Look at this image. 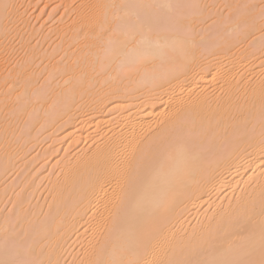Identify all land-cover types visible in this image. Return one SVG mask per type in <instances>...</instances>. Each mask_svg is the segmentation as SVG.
<instances>
[{"label":"bare ground","instance_id":"6f19581e","mask_svg":"<svg viewBox=\"0 0 264 264\" xmlns=\"http://www.w3.org/2000/svg\"><path fill=\"white\" fill-rule=\"evenodd\" d=\"M203 2L80 0L45 82L0 63V264H264V33Z\"/></svg>","mask_w":264,"mask_h":264},{"label":"rangeland","instance_id":"374dc122","mask_svg":"<svg viewBox=\"0 0 264 264\" xmlns=\"http://www.w3.org/2000/svg\"><path fill=\"white\" fill-rule=\"evenodd\" d=\"M15 4H19L20 2L22 3L23 7L25 6L24 4H29L32 2L25 3V0H15ZM29 1V0H28ZM39 2L35 3L34 2ZM80 0H34L33 4H29L26 12L28 10L29 16L30 17V22H32V27H33V32L30 31L31 38H27L26 42L25 39H23V35L21 31H18L17 28L15 27L16 25H13L15 29L11 26L12 32L8 35V41L3 45L6 50H3L0 52V63L4 64V72L6 71L7 68H11L14 66L16 63H20V60H22L25 56L28 57L29 53L26 52L28 46H33L37 48L38 54H36L35 58V64H33L32 67L35 68L36 71H38V84L40 85L42 82H45V79L48 74V68L43 69L44 67L47 66L49 63V60L46 57L47 54L43 55V52L46 50V52L50 53L54 49H58L57 52H59V49L62 48V43L63 40L60 38L58 35L55 33L61 28V26L64 27L70 20L73 19L74 17V8L78 4ZM244 0H204L202 3L204 9H203V17L204 20L203 22H198L196 24V28L200 31L203 32V29L207 28L209 25L215 23L217 20H222L227 22V26L230 25L228 23L231 21V17L234 13V11L237 8H249V12H247L248 15H250L251 18L254 17V15L257 16V20L255 21L256 28L255 31L252 32L254 33H264V14L260 15V13L264 12V0H251L247 4H242L241 2ZM239 4L238 7L234 8V3ZM22 7V8H23ZM25 9V7H24ZM246 10V11H248ZM207 15V16H206ZM29 34V32L27 31ZM251 36V35H250ZM27 37V36H25ZM254 38L253 36L250 37L249 40ZM244 47H237L236 49L233 50V52L238 53L241 51ZM62 50V49H61ZM264 53V50H263ZM60 52L56 55L59 56ZM239 54V53H238ZM244 53H242L243 55ZM241 55V56H242ZM60 56L55 60H59ZM61 60V59H60ZM7 61L11 66L6 65ZM52 61V63H53ZM62 61V60H61ZM0 70V74H1ZM1 78H4V74L0 75ZM3 112L5 113L6 110L3 109ZM7 118V117H5ZM8 118L4 120V124L8 123ZM36 129H33L32 132H36ZM26 130V129H25ZM23 130V131H25ZM43 135H39L38 139L31 141L29 143H24L22 150H27L29 153H36L40 152L43 149L44 143L40 142L41 138ZM24 139V138H23ZM21 139L19 142H16L14 144L15 146H12V148L19 147L18 143L22 142ZM25 140V139H24ZM23 143V142H22ZM18 158V157H17ZM17 172V171H16ZM16 172L11 173V178L15 177ZM13 174V175H12ZM14 194L10 193L9 195H6V200L9 201V199L13 196ZM5 203V202H4ZM7 207L9 206V203H6ZM188 215V214H187ZM80 228V227H79Z\"/></svg>","mask_w":264,"mask_h":264}]
</instances>
